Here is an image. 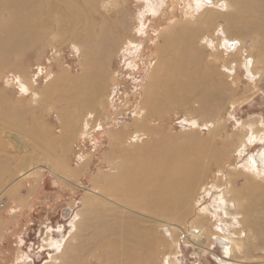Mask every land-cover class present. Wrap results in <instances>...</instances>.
<instances>
[{
  "label": "rangeland",
  "instance_id": "374dc122",
  "mask_svg": "<svg viewBox=\"0 0 264 264\" xmlns=\"http://www.w3.org/2000/svg\"><path fill=\"white\" fill-rule=\"evenodd\" d=\"M71 1L76 2L71 4L69 1V9H72L76 17L85 16V20L90 19V22H82V27L78 28L82 32L84 30V34L93 31V26L96 27V34L99 33L100 26H107L103 35L98 34L100 39L96 40V36L93 38L94 47L90 48L93 51L87 48L89 52L84 55L81 48L68 39L69 28L64 23L63 27L49 30L43 45L38 43L33 48L35 51L29 53L31 64L22 62L23 57L20 58L22 71L14 68L12 63L7 67L0 66V91L10 98L12 104L21 101L25 111L28 110V114L25 113L22 117L23 125L37 130L30 134L7 125L2 129L3 132L0 131L1 141L6 149L19 151L16 153L19 161L32 158L27 164L12 159L8 168L1 167L2 171L0 168V264H59L57 251L50 249L48 245L42 249L43 244L47 235L52 236L53 240L64 242L74 229V218L79 209H82L81 220L83 219L79 223V230L82 229L79 238L83 239L84 235L92 238L98 234L96 216L91 217L89 214L92 210L83 207L81 201L87 194L85 188L90 186L92 176L100 173V169L107 173L105 170H108V165L104 168L102 159L109 155L111 148L110 128L120 129L125 122L132 123L136 111L141 107L155 109L160 113L166 119L163 124L168 128L167 131L165 127L164 131L169 135L182 137L180 143L178 141L180 146L184 145V141L188 143L191 138L208 137L213 155L221 162L225 185L223 189L229 190L231 198L229 183L233 182L235 189L245 198L246 204L242 211L247 212V215L243 213L238 204L237 207L228 208L221 200L223 189L215 186L218 176L214 174L217 170L214 168L208 173L200 190L191 191V198L183 207L187 210L180 208L183 216L170 220L184 226L187 231L192 228L205 230V246L210 250H198L179 230H160L157 237L162 238L161 243L159 247L153 248L156 257H153L151 263L223 264L218 259V255L225 257L223 246L217 244L216 237L226 235L240 240L238 242L242 246L241 250L234 247L230 259L244 261V264H262L264 174L258 172L260 174L257 177L253 173L264 169L260 160L264 153V62L258 60L261 54L257 44H253L254 37L227 33L223 19L229 10H226L225 0H191L195 10L189 14L185 13L188 0H88L90 9L83 4V0ZM114 1L117 2L115 6L105 7ZM204 6H208L207 11L202 9ZM65 16L66 14L62 16L64 20ZM172 21H182L171 30L175 28V32H181V28H185V34L170 39L162 38L161 33L165 32ZM122 26L125 29L123 33ZM78 29L76 30L79 31ZM52 30L55 34H49ZM54 35L57 36L54 38ZM230 37L238 40L235 49L228 47ZM114 41L116 44L113 45ZM255 60L258 61L256 68L260 72L253 71ZM86 64L91 65L88 71L90 79L101 68L107 75V89L103 92L104 105L101 113H98V126L91 136H84L82 132L78 135L87 110L78 107L75 100L80 95L74 91L75 88H71V91L65 88L68 85L64 77L68 70H71L68 74L70 77H79ZM152 69L156 71L155 81L151 77ZM166 71L170 78H174V83L176 79H180L187 89L185 86L184 91L179 90L178 86L173 90L169 88L164 80ZM26 78L34 82L32 92L36 95L35 100L32 92L26 91ZM84 81L75 85H82ZM154 82L157 92L147 94L146 91L152 90ZM85 88H89L87 90L90 92L91 85ZM201 88H208V91L214 88L221 90L219 102L208 104V121L185 105L187 99ZM227 93L231 98H227ZM146 94L151 100L144 103ZM171 103H175L174 109L166 113V108H170ZM194 105L198 107L199 103L196 101ZM213 107H219V110ZM60 116L65 120L62 121ZM215 125L220 129L212 137L209 130ZM18 136L28 141V149L21 139V142L16 139ZM238 136L246 137L240 151L235 148L236 142L228 144L229 137L232 139ZM192 144L195 141H191L190 151L194 149ZM3 154L10 157L14 155L9 152ZM36 154L42 155L41 159L35 157ZM89 154L92 155L90 164L77 179L82 187H75L47 169L42 170L38 184H35V178L30 174L24 177L20 175L21 171L35 167L38 161H49L63 172H68L77 168L83 156ZM44 162L41 163L47 167ZM145 164L143 167L148 165ZM214 175L217 176L216 180ZM237 175L238 179L235 177ZM132 200L142 203L138 197ZM66 207L71 212H66L63 216L67 218H64L60 213ZM128 213L138 219H145L140 214ZM75 221L77 223L79 217ZM145 221L154 225L149 219ZM61 227L60 233L58 230ZM90 242L93 244L92 248L99 247L95 240L91 239ZM103 244L105 245V241ZM151 251L152 249L149 254L152 256ZM52 256H57V263ZM70 261L68 257L64 264L75 263Z\"/></svg>",
  "mask_w": 264,
  "mask_h": 264
},
{
  "label": "bare ground",
  "instance_id": "6f19581e",
  "mask_svg": "<svg viewBox=\"0 0 264 264\" xmlns=\"http://www.w3.org/2000/svg\"><path fill=\"white\" fill-rule=\"evenodd\" d=\"M69 1L71 4L76 3L75 1ZM69 1L0 0V66L7 67L12 63L13 67L19 71L18 68L21 70L20 58L22 57V62L31 64L29 53L34 50L33 48L36 47L38 43L43 45V40L47 36L49 30L53 29V27H63L64 23H67L69 28L67 31L68 39L79 46L81 52L86 55V52H89L87 48L90 49L94 47V44H92L93 38L96 36V40L100 39L101 36L98 34L100 33L103 35L107 26H100L98 28L99 33L97 32L98 34H96V27L91 24L93 26V31L91 30L88 34H84V30L82 32V30L78 28L82 27V22L86 24L90 22V19L87 18L88 20H85V16L81 18L76 17L72 9H69ZM116 3L115 1L110 2L105 5V7L115 6ZM224 3L226 10H229L223 19L227 33L229 35H252L254 37L253 39L251 38L253 44H257L258 51L261 54L258 60L264 62V0H225ZM83 4H85L86 7L89 6L88 8L90 9V2L88 0H83ZM92 6L93 5H91V8ZM207 7L208 6H204L202 9L207 11ZM94 8L95 7H93L92 10H94ZM92 10L91 12H93ZM193 10H195V6L192 4L191 0H188L185 13L187 12V14H189ZM64 14H66L69 19L65 16L66 20H64L62 18ZM174 17L175 12L172 13V18ZM173 20L175 21V19ZM174 21L170 22L166 29L163 28L165 32L161 33L162 38L170 39L171 37H180L181 34H185V28H181V32H175V28L171 30V28L177 26L179 22H182L178 21L175 23ZM123 29L121 33L125 32V29ZM52 32L55 34L54 30L50 31L49 34ZM56 36L57 35H54V38ZM235 37L229 38V44L235 42L234 48L228 45L230 49H235L238 45V40H236ZM114 44H116V41L113 42V45ZM90 51L93 50L90 49ZM158 57H160V54H158ZM256 62L258 61L255 60L253 64V71L260 72V70L256 68ZM90 67V64H86V68L85 66L83 67V73L79 77H70L68 74L71 73V70H68L64 75L66 78L65 80H67L66 84L68 85L67 87L65 86V88L70 91L71 88H75L74 91L78 92L80 95L76 98L75 102L78 107H84L85 110H87L85 120L78 129V135L82 132L84 136H91L92 131L98 126V113H101V108L104 105L103 92L104 89H107V75L105 70L103 68L97 70L92 74L95 78L91 77L92 79H90V73H88ZM155 72V69H152L151 77L153 76L152 79L154 81L156 80L154 79ZM83 80L85 81L82 85H75ZM164 80L167 86L172 88V90L173 88H177V86L180 88L179 90L183 91L186 88V84L179 81L180 79H176L174 83V78H170L168 71L165 72ZM25 81L27 83L26 91L32 92L34 90V82L30 78H26ZM93 84L95 85L93 86ZM88 85H91L90 92L87 90L89 88L84 89V87H88ZM155 86L156 84L154 82V86L151 87L152 90H147L146 93L149 94L151 91L157 92L158 88ZM220 91L215 88L209 91L208 88L206 90L201 88L200 91H195L194 94L187 99V103L184 101L186 103L185 105H188L187 108L193 109L195 114L198 113L203 119L208 121V109H210L208 104L218 101ZM147 94L144 97V103H146L147 100H151L148 99L149 96ZM64 95L65 94H63V96ZM32 98H36L33 92ZM227 98H231L229 93H227ZM196 101L199 103L198 107L194 105ZM20 102L21 101H16L12 104L10 98L6 97L5 94L0 91V131H2L3 128L5 129L7 125H11L12 127L22 129L30 134H32V132H37L35 127H25L23 125L22 117L25 116V113L28 114V110L25 111L26 109ZM174 104L175 103H171L170 108H166V113L174 109ZM141 108L136 111L132 123L125 122L120 129L115 127L110 128L109 135L111 136L112 144L108 153L109 155L103 157V165L101 164L104 168L106 164L108 165V170H105L107 173H104V171L100 169V173L92 176L90 186L85 188L87 194L81 201L83 207L92 210L89 215H91V217L96 216V220H98L97 224L99 225L97 230L98 234H95L92 238H88L86 235H84L83 239L79 238L80 233H82V229L79 230V223L83 220H81L82 209H79L74 218L77 220L79 217V221L76 223L74 220V229L70 232V235L64 239V242H62V240H53L54 238L52 239V236L48 237L49 235H47L42 249L48 245L50 249L56 250V254H59L60 257L58 261L59 264H64L65 259L68 257L71 259L70 262H75L74 264H152L153 257H156L153 248L159 247L162 239L158 238L157 234H159L158 232L160 230L166 229L181 231L185 235V238L193 243L198 250L202 251L207 249L205 246V230L202 228L200 230L192 228L191 231H187L184 226L170 220H175L183 216V212L179 211L180 208L187 210V208L183 207L190 200L191 191L196 189L200 190V186L203 185L208 173L212 172L214 168L217 169L214 174L218 176L214 175L215 180L217 177L215 186L222 189L225 187V185H223L224 174L222 166L220 165L221 162L217 156L213 155L214 152H212L210 148L212 145L211 143L208 144V137L205 139L201 136L197 139L193 138L194 140L191 138L188 143L184 141V145L180 146L178 145V141L180 143L182 137L167 134L168 128L163 124L166 119L160 113L155 109L149 108L147 110L145 107V109ZM213 108L219 110V107ZM32 110L33 109H31V111ZM60 119L62 121L65 120L62 116H60ZM114 122H116V119ZM217 126H219V124H217ZM217 126L215 125L209 130V134L212 137H215V132L217 133L220 129L219 127L217 129ZM253 126H255V124H253ZM165 127L167 128L166 132L164 131ZM255 132L258 137V132ZM5 133H8V131ZM38 136L39 135H37V137ZM234 138L231 139L229 137L230 140L228 144L232 145L236 142L235 148L237 151H240L245 144L246 137L238 136ZM16 139L19 140V142L22 140L26 145L24 147H27V149L29 148L28 141L23 137L18 136ZM191 141H195V144H192V146H194L192 151H190ZM2 143L0 138V168H8L12 159L23 164L32 161L31 157L19 161V157H16V153L18 154L19 151L13 150L12 148L8 150ZM4 152L14 153V155L10 157L7 154H3ZM41 156L36 154L35 157L41 159ZM91 156L90 154L83 156L77 168L73 170L70 169L68 172H63L49 161L48 163H46L47 161H38V163L35 162V167L27 171H21L20 175L24 177L30 174L35 178V184H38L42 176V170L47 169L58 178L68 181L75 187H82L77 179L78 176L88 168ZM262 157L263 158L260 160H262L264 166V153ZM41 162L46 163L48 166L45 167ZM145 163L148 165L143 167ZM21 167L23 166L21 165ZM6 171L9 170L7 169ZM258 172L264 174V169L255 171L253 175L258 177L260 174H258ZM235 177L238 179V175ZM232 178L233 176L231 179ZM229 185H231V198L229 197V190L225 188L223 189L221 200L228 205V208L237 207L238 204L242 211L246 204L245 198H242L239 191L235 189L233 182L229 183ZM135 197L142 200V203L134 202L132 198ZM20 203L21 201L18 202V204ZM128 212L140 214L141 217L145 219H138L137 217L131 216ZM243 213L247 215V212ZM146 219L154 222V225H151L150 222L147 223V221H145ZM245 220H243V222ZM82 225L83 224H81V226ZM61 230L62 227L58 231L61 233ZM219 237L224 241L222 244L223 247H221L223 248L225 257L218 255V259L221 260L223 264H244V261L232 260L229 258L232 256L234 247L238 250L242 249L241 243L238 242L240 240L226 235H221ZM91 239L99 244L98 248H92L93 244L90 242ZM104 241L105 245L103 244ZM151 249V253H153L152 256L149 254V250ZM52 258H54L57 263V256H52ZM54 259H52V261ZM262 264H264V262H262Z\"/></svg>",
  "mask_w": 264,
  "mask_h": 264
},
{
  "label": "water",
  "instance_id": "95a60500",
  "mask_svg": "<svg viewBox=\"0 0 264 264\" xmlns=\"http://www.w3.org/2000/svg\"><path fill=\"white\" fill-rule=\"evenodd\" d=\"M230 47H232V48H234L235 47V42H231L230 44ZM54 182V181H53ZM80 203H77V205H79ZM66 212H71V210H70V208H63L62 210H61V214H62V216L66 213ZM64 218H67V217H65V216H63ZM216 242H217V244L218 245H220V246H223L222 244L224 243V241H223V239L221 238V237H219V236H217L216 237Z\"/></svg>",
  "mask_w": 264,
  "mask_h": 264
},
{
  "label": "flooded vegetation",
  "instance_id": "af4514ba",
  "mask_svg": "<svg viewBox=\"0 0 264 264\" xmlns=\"http://www.w3.org/2000/svg\"><path fill=\"white\" fill-rule=\"evenodd\" d=\"M60 216H62V214L60 213ZM36 258H38V257H36Z\"/></svg>",
  "mask_w": 264,
  "mask_h": 264
}]
</instances>
